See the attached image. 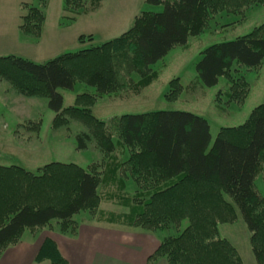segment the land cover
I'll list each match as a JSON object with an SVG mask.
<instances>
[{"label":"trees","instance_id":"1","mask_svg":"<svg viewBox=\"0 0 264 264\" xmlns=\"http://www.w3.org/2000/svg\"><path fill=\"white\" fill-rule=\"evenodd\" d=\"M63 1L72 13L94 10L101 2ZM145 2L163 8L136 13L125 31L102 43L62 52L41 63L14 54L0 55V79L18 94L46 98L54 112L52 129L68 128L71 121L84 125L85 130L75 133L76 148L85 149L93 141L102 154L100 163L87 167L52 161L30 171L16 164H0V254L20 241L24 229L35 234L52 221L60 233L74 235L78 224L73 215L97 213L99 187L104 184L127 211L106 214L102 220L153 231L177 230L187 219L180 232L163 236L147 264L158 258L166 264H242L227 239L200 237L209 222L234 221L236 210L250 232L256 264H264V197L254 184L258 174L264 179V100L241 124L220 127L211 144L207 120L192 112L157 109L106 120L91 112L97 95L148 86L157 77L151 65L174 46L185 44L189 35L202 32L214 15L242 14L264 0ZM46 3L23 4L25 12L18 26L22 35L39 37ZM91 39V35L78 36L79 42ZM263 59L264 22L232 40L205 47L195 71L206 86L215 85L221 76L226 78L229 98L241 102L249 83L240 68L257 69ZM133 74L139 78L134 80ZM76 81L93 86L96 93L81 92L73 105L63 107L58 89H72ZM181 90L179 78H172L164 96L175 99ZM119 150H127L125 159L116 155ZM129 178L135 192L122 193ZM42 260L68 264L48 237L35 256V261Z\"/></svg>","mask_w":264,"mask_h":264},{"label":"rangeland","instance_id":"2","mask_svg":"<svg viewBox=\"0 0 264 264\" xmlns=\"http://www.w3.org/2000/svg\"><path fill=\"white\" fill-rule=\"evenodd\" d=\"M23 4L38 6V0H0V55H19L37 63L62 52L78 50L114 38L131 25L136 13L160 11L163 8L161 4H150L145 0H101L94 10L72 13L64 8L63 0H47L40 35L37 38H29L22 35L18 28L25 12ZM263 22L264 3L251 6L242 14L219 12L209 20L208 26L202 32L189 35L185 44L174 46L164 57L151 65L157 71V77L148 86L139 91L123 89L97 95L95 103L91 106L92 114L98 119L106 120L114 115L157 109L192 112L207 120L211 144L220 127L241 124L250 111L264 100V59L257 69L240 68L239 73L243 74L249 83L247 96L241 102L229 98L228 82L223 76L219 77L215 85L202 84L195 71V63L205 47L246 34ZM79 35H91L92 39L79 42ZM232 73L234 74L233 70ZM175 77L179 78L182 90L175 99H166L164 95L168 90V82ZM132 78L137 80L139 77L133 74ZM58 91L62 95L63 107L73 105L76 95L81 92L96 93L93 86L80 81H76L72 89L59 88ZM53 116L54 112L48 107L46 98L18 94L6 80L0 79V164H16L35 171L38 166L52 161L72 162L82 167L100 163L102 154L93 141L82 150L75 146V133L85 130L84 125L71 121L68 128L52 129ZM116 155H122L120 159H125L128 152L125 150L120 153L119 150ZM124 182L122 193L133 194V180L129 178ZM254 184L264 197V179L261 174L256 176ZM99 191L101 201L97 213L92 215L87 211H80L73 215L78 224L77 230H80L82 224L96 225L92 220H102L106 214L127 211V207L120 203L117 197L108 194L107 186L101 185ZM225 198L231 201L228 195H225ZM90 219L91 221H88ZM187 224V219L183 220L177 230L171 228L151 231L137 227L134 231H145V235L132 234L129 247L128 240H125L124 246L120 245L122 250L127 249L129 253L126 263L140 264L145 249L151 245L152 240H157L155 243L158 244L163 236L176 234ZM204 226L200 232L202 240L225 238L237 250L242 264H256L249 244L250 232L238 210L232 222H209ZM45 227L57 230L55 221ZM28 231L24 229L20 241L32 246L38 241L40 232L34 235L33 240H29ZM119 236L120 234L113 231L93 233V237L98 240L84 244L87 247H83L84 251L98 252L97 260L91 264H112L113 252L110 250L115 247L113 238ZM45 238L43 237L42 241ZM23 248L20 252L12 253L4 250L0 254V264L41 262L27 261L32 251L30 247ZM10 254L12 256H6ZM158 259L163 260H159L157 264H166L164 258ZM47 263L45 261V264Z\"/></svg>","mask_w":264,"mask_h":264},{"label":"crops","instance_id":"3","mask_svg":"<svg viewBox=\"0 0 264 264\" xmlns=\"http://www.w3.org/2000/svg\"><path fill=\"white\" fill-rule=\"evenodd\" d=\"M88 221H91L88 220ZM96 222V225H90L88 226L83 224L79 227L80 230L78 229L77 232L74 235H68L64 233H60L57 230H53L52 228L48 227H43L38 229L35 234H32L30 231L29 235L30 237L28 238L29 240L34 239V235L38 232H40V235L38 237V241L35 242L34 245L30 246L28 243L19 241L17 244L14 246L8 247L6 250L9 253H12L13 251L20 252L24 250L23 246H27L31 248V253L29 255V259L27 258V261H34L35 262V256L38 251V248L41 244V241L43 237H48L51 238L62 256L66 258L68 261V264H91L94 263L95 260H97L98 252L95 251H84L83 247L86 248L87 246L84 244L92 243L94 240H98L97 238L93 237V233H106L107 231H113L115 234H120L119 237L113 238L115 242V247L112 251L111 257L113 258L114 262L112 264H127L126 262L129 259V253L127 249H121L120 245H125V240H128V247L130 243V237L131 235H139V236H144L145 231H134L136 230L137 227L120 223V222H108L107 220L102 221V220H92ZM83 227V229H81ZM57 228V227H55ZM149 232V231H147ZM157 240H152L151 245L145 249L144 255L142 260L140 261V264H146V260L149 254L153 252V250L156 248L158 244H156ZM95 243V242H94ZM6 256H12L6 255ZM12 259V258H11ZM159 260L163 259H158L154 264H157ZM45 261H47L49 264L48 260H43L41 262H38L39 264H45ZM163 262V261H160Z\"/></svg>","mask_w":264,"mask_h":264}]
</instances>
